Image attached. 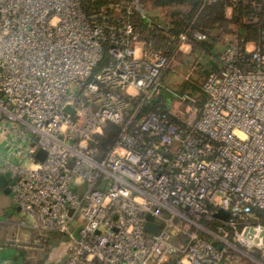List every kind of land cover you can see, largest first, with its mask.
Segmentation results:
<instances>
[{"label":"built area","instance_id":"built-area-1","mask_svg":"<svg viewBox=\"0 0 264 264\" xmlns=\"http://www.w3.org/2000/svg\"><path fill=\"white\" fill-rule=\"evenodd\" d=\"M100 1L0 0V174L13 202L38 232L69 236L58 264H264V0H248L257 35L229 40L207 100L182 120L147 109L168 59L130 19L149 18L145 1ZM107 122L119 133L103 153L93 142Z\"/></svg>","mask_w":264,"mask_h":264},{"label":"trees","instance_id":"trees-1","mask_svg":"<svg viewBox=\"0 0 264 264\" xmlns=\"http://www.w3.org/2000/svg\"><path fill=\"white\" fill-rule=\"evenodd\" d=\"M144 1L149 9V18L133 13L130 15V19L136 23L140 37L146 40L147 45L163 52L168 61L173 58L183 43L181 41L183 32L193 29L206 33V38H192L191 43H194L193 46L198 52L212 54L216 60L215 62L213 58L209 59L212 67L207 76L213 71L220 70L221 61L219 57L232 37L237 35L255 37L257 35L259 27L251 19L253 15L262 16V12L253 7L248 0H215L206 4H204V0ZM83 4L88 11H92L104 3L100 0H83ZM220 41H224L223 44ZM108 56L107 52L97 70L108 60ZM202 91L204 94L203 105L208 94L204 88ZM155 98L149 103L147 109L169 111L166 104ZM194 100L193 98V105L195 106L196 100ZM118 133L119 126L113 122H107L103 132L96 136L93 144L104 153L115 141ZM258 213L264 222V210H258Z\"/></svg>","mask_w":264,"mask_h":264},{"label":"rangeland","instance_id":"rangeland-1","mask_svg":"<svg viewBox=\"0 0 264 264\" xmlns=\"http://www.w3.org/2000/svg\"><path fill=\"white\" fill-rule=\"evenodd\" d=\"M223 42L220 41L221 44ZM193 44L180 45L176 54L168 61L160 80L161 88L154 96L156 100L160 99L166 104V108L175 114L179 120L188 116L191 107L194 106L193 98L197 103H195V106L200 107L202 105L204 97L202 88L207 73L212 67L209 59L213 58L216 62L212 54L198 52ZM11 197V192L7 193L3 188H0V245L12 246L16 251L22 252L20 256L26 252L29 255V261L36 262L41 258L35 252L44 255L45 250H41L44 247L41 248L39 239H34L26 234L25 226L21 224L23 219L29 221L31 218L25 217L21 210L11 213L7 208L16 207ZM78 225L72 226L74 233L78 232ZM61 236L63 237L62 245L67 251L69 236L62 233ZM52 248V245L47 248L48 254L53 250Z\"/></svg>","mask_w":264,"mask_h":264},{"label":"crops","instance_id":"crops-1","mask_svg":"<svg viewBox=\"0 0 264 264\" xmlns=\"http://www.w3.org/2000/svg\"><path fill=\"white\" fill-rule=\"evenodd\" d=\"M183 44L190 45L191 43L183 42ZM12 199V197H11ZM13 201V200H12ZM11 213H15L18 210V206L7 207ZM22 224V222H21ZM25 232L30 235L34 239H39L41 242L39 243L41 248L44 247L45 250L44 255H40L39 252H35L36 255L40 256V260L36 262L29 261V255L26 252L23 253L22 256L20 254L22 252L16 251L12 246H4L0 245V264H58L61 263L67 256L66 248L62 245V236L61 233L58 232H48L42 233L38 232L32 224V220L25 221ZM53 243V244H52ZM53 246V250L48 254L47 248ZM33 256H35L33 254ZM42 256V257H41Z\"/></svg>","mask_w":264,"mask_h":264},{"label":"water","instance_id":"water-1","mask_svg":"<svg viewBox=\"0 0 264 264\" xmlns=\"http://www.w3.org/2000/svg\"><path fill=\"white\" fill-rule=\"evenodd\" d=\"M67 109H69V106L67 107ZM45 154H46V151L44 149H40L38 152H37V157L39 159H44L45 157ZM9 173H6V174H0V188H3V190L7 193H10L11 191V184L14 183V180H9V177H8ZM18 209H20V207L18 206ZM228 211H225V214H227ZM222 213H216V215H221ZM149 220L147 221L146 225H145V228L147 230H150V231H156L158 230L159 228V225L158 224H155L152 222V219L154 218L152 215H149L148 216ZM219 247H221V245H219Z\"/></svg>","mask_w":264,"mask_h":264}]
</instances>
